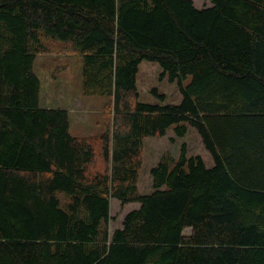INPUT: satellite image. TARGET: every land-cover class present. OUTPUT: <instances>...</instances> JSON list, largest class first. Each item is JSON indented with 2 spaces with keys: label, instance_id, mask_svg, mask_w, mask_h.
Instances as JSON below:
<instances>
[{
  "label": "trees",
  "instance_id": "1",
  "mask_svg": "<svg viewBox=\"0 0 264 264\" xmlns=\"http://www.w3.org/2000/svg\"><path fill=\"white\" fill-rule=\"evenodd\" d=\"M208 1L0 0V264H264V0ZM46 38L107 97L102 131L41 105ZM143 61L181 103L140 100ZM189 126L214 164L184 142L142 193L145 138ZM111 198L140 203L112 233Z\"/></svg>",
  "mask_w": 264,
  "mask_h": 264
},
{
  "label": "rangeland",
  "instance_id": "2",
  "mask_svg": "<svg viewBox=\"0 0 264 264\" xmlns=\"http://www.w3.org/2000/svg\"><path fill=\"white\" fill-rule=\"evenodd\" d=\"M195 5L204 7L211 2L208 0H193ZM48 52L39 53L34 69L42 81L41 105L44 107H64L71 114V132L75 135H89L103 130L102 114L107 97L102 95H85L82 91L83 58L77 53L60 52L58 43L46 38ZM161 66L157 62L143 61L139 66L137 76L140 100L148 103L179 104L183 95L178 82H170L167 77L160 79ZM188 78L184 83H188ZM157 87L160 93L166 94L162 101L151 92ZM174 138V139H173ZM187 144V153L200 155L208 167L214 164V159L205 147L198 130L189 126L184 137L176 134L174 127L168 129L163 136H149L144 140L143 166L140 172L139 189L142 193L152 190L151 168L155 166L163 155L178 158L181 146ZM139 207V203L125 205L116 198H111V216L109 230L122 227L125 215ZM190 230L187 229L186 233Z\"/></svg>",
  "mask_w": 264,
  "mask_h": 264
},
{
  "label": "crops",
  "instance_id": "3",
  "mask_svg": "<svg viewBox=\"0 0 264 264\" xmlns=\"http://www.w3.org/2000/svg\"><path fill=\"white\" fill-rule=\"evenodd\" d=\"M208 6H210V4H208ZM202 7H203V6H202ZM199 8H201V7H199ZM138 186H139V185H138ZM139 207H140V203H139ZM139 207H138V208H139Z\"/></svg>",
  "mask_w": 264,
  "mask_h": 264
}]
</instances>
